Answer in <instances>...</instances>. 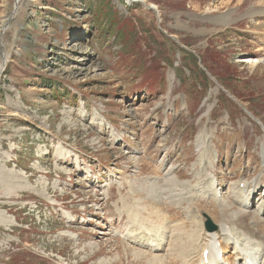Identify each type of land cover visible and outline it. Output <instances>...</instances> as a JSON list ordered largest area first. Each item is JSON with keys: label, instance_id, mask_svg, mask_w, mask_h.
<instances>
[{"label": "rangeland", "instance_id": "1", "mask_svg": "<svg viewBox=\"0 0 264 264\" xmlns=\"http://www.w3.org/2000/svg\"><path fill=\"white\" fill-rule=\"evenodd\" d=\"M128 1L0 0V264H183L138 241L204 214L264 239V0Z\"/></svg>", "mask_w": 264, "mask_h": 264}, {"label": "bare ground", "instance_id": "2", "mask_svg": "<svg viewBox=\"0 0 264 264\" xmlns=\"http://www.w3.org/2000/svg\"><path fill=\"white\" fill-rule=\"evenodd\" d=\"M130 3L131 1L127 2L128 5H130ZM150 7H154L156 9V6L154 5L153 6L150 5ZM244 62L249 63L251 66H257V65L262 64V61L259 59H251V60L244 61ZM204 135H205L204 131H202L198 135L197 144H198V149L200 152L199 160L200 162L204 160V164L209 165V166H208V169H206L205 171L195 173V176L200 177L201 180H204L206 177H208V174H209L208 170L210 166L212 167V164H210V161H209V157L211 158L210 153H209L210 150L208 149L206 140L204 139V141H202V136ZM171 174L172 172L167 171L166 176H168L167 180H169L173 186L177 185L178 183H181L185 187L188 186V184L185 182H177L179 181V179L172 177ZM257 186L258 184L254 185V191L257 188ZM24 187L31 188V185L26 184V186ZM253 197H254V194H251L249 197V200L246 199L245 201H243L244 203L243 208L245 210L248 208ZM251 215L252 214H250L248 211H241V212L236 211L234 212L233 218L231 219L233 221L232 223L234 222L240 223L239 225L240 230H235L236 229L235 227H231L230 226L231 223H228V224L221 223V226H220L221 231L217 233L200 232L195 236L193 235V238L191 240L189 239V236H188V238L186 237L187 238L186 244H182V243L176 244L175 243L176 249L170 248L169 243L173 236L171 237L170 240H167L166 239V237H168L167 234H164L162 237L160 238L158 237L156 239L154 238L156 236H152L150 234L148 237H145L144 240L143 238H141L138 241V246H140V248H147L148 250H154V251H163L161 250L160 247L165 246L164 250L169 252L172 255L174 253V255H176V258L178 255L180 262H182L183 264H264V239H261L260 235L256 234V232H258L257 229H255L252 226L251 227L248 226L249 220H252V219L254 220V218L249 217ZM6 218L10 219V217H6ZM67 218L69 219L72 218L69 213H67ZM9 224L13 226L15 225V222L9 221ZM250 225H251V222H250ZM199 227H200V224H199ZM239 227L237 226V228ZM155 240L158 241L156 244L154 243ZM231 246L233 247V253L232 255H228L229 248ZM206 252L209 253L207 254V256L205 255ZM142 256L145 257L146 253L142 250H139L135 252L134 259L138 261L141 259ZM164 259L165 258H163V260ZM148 261L149 263L156 262L157 264H162L161 263L162 259H158L157 256L151 257ZM138 262H142V261L140 260Z\"/></svg>", "mask_w": 264, "mask_h": 264}, {"label": "water", "instance_id": "3", "mask_svg": "<svg viewBox=\"0 0 264 264\" xmlns=\"http://www.w3.org/2000/svg\"><path fill=\"white\" fill-rule=\"evenodd\" d=\"M150 9L157 11L154 7H149ZM204 217V229L206 232L214 233L218 230V226L214 223L211 217L207 214L203 215Z\"/></svg>", "mask_w": 264, "mask_h": 264}]
</instances>
